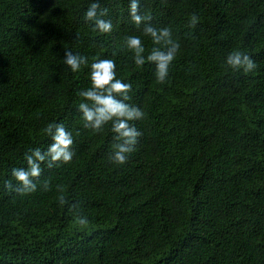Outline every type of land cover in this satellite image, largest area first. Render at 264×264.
Masks as SVG:
<instances>
[{"label":"trees","instance_id":"obj_1","mask_svg":"<svg viewBox=\"0 0 264 264\" xmlns=\"http://www.w3.org/2000/svg\"><path fill=\"white\" fill-rule=\"evenodd\" d=\"M93 2L111 32L84 19ZM130 3L0 0V264H264V0H139V26ZM146 25L180 44L165 83L127 46L163 47ZM66 49L87 65L73 72ZM235 51L257 67L232 69ZM103 59L144 113L123 165L110 159L111 122L94 132L78 108ZM49 123L72 134V161L37 160L36 190L21 194L12 170L47 152Z\"/></svg>","mask_w":264,"mask_h":264},{"label":"clouds","instance_id":"obj_2","mask_svg":"<svg viewBox=\"0 0 264 264\" xmlns=\"http://www.w3.org/2000/svg\"><path fill=\"white\" fill-rule=\"evenodd\" d=\"M130 14L133 22L139 26L144 22L146 17L139 13V0H131ZM107 15V9H101L98 2H93L84 14V19L94 22V26L101 33H109L112 30L111 21L103 19ZM147 19H150L147 18ZM198 17L192 15L190 26L195 28ZM144 34L150 36L155 45L163 47H155L150 54L145 57V47L139 36H129L127 38V46L134 52V62L138 66H143L145 61L156 64V78L159 83H165L169 75L170 65L176 58L180 44L172 38L170 28L156 29L151 25H146ZM64 62L70 66L73 72L80 70L81 65H87V57L74 54L71 50L66 49L64 54ZM227 64L235 70H243L244 73L252 72L256 67L253 59L239 51L232 52L227 57ZM116 64L114 60L103 59L92 63L91 65V87L82 90L79 95L82 96L83 102L78 106L84 120V127L92 129L94 132H101L106 124L111 122L113 137L112 148L114 150L110 159L116 163L123 165L128 160V154L135 150L138 137L141 133L136 129L130 121L142 119L144 113L135 106L130 105L126 101L131 97L128 93L131 91V84L124 83L116 78ZM53 129L55 132L53 133ZM46 133L51 136L53 143L49 145L47 152L42 154L39 148L31 150V155L26 154L25 158L28 163V169H13L12 175L19 182L15 190L21 194L33 192L36 190V184L33 178H39L41 175V166L36 161H44L46 157H50L48 167H52L57 163H70L74 152L72 146L74 139L72 134L66 130L63 124L49 123L45 129ZM35 158V159H34ZM9 189L13 188L9 181L6 185ZM45 190H48L47 182L44 184ZM61 205L66 203L65 197H59ZM77 205H71L76 208ZM78 223L85 226L88 221L86 217L79 216Z\"/></svg>","mask_w":264,"mask_h":264}]
</instances>
